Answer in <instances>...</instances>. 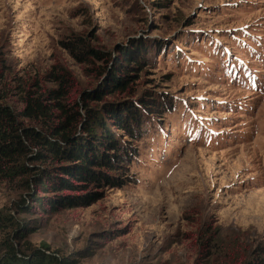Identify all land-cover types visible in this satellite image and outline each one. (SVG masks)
<instances>
[{
    "label": "rangeland",
    "instance_id": "obj_1",
    "mask_svg": "<svg viewBox=\"0 0 264 264\" xmlns=\"http://www.w3.org/2000/svg\"><path fill=\"white\" fill-rule=\"evenodd\" d=\"M77 38L110 54L142 45L139 120L113 128L119 183L87 206L23 213L31 186L0 179V214L17 221L0 259L12 245L74 264H243L259 249L264 264V0H0L3 103L21 109L35 79L54 87L57 65L95 87Z\"/></svg>",
    "mask_w": 264,
    "mask_h": 264
},
{
    "label": "trees",
    "instance_id": "obj_2",
    "mask_svg": "<svg viewBox=\"0 0 264 264\" xmlns=\"http://www.w3.org/2000/svg\"><path fill=\"white\" fill-rule=\"evenodd\" d=\"M76 40L82 43L79 58L89 64L83 72L94 76L95 87L79 89L75 75L57 65L49 72L56 85L44 87L35 79L29 84L34 89H24V105L19 110L3 103L5 95L0 93V179H19L32 190L28 194L31 203L18 202L19 212H31L34 202L47 212L87 206L98 198L93 188L119 183L110 174L123 156L113 128L132 132L130 122L139 120L129 99L136 95L137 73L144 67L142 45L110 54L84 45L81 38ZM95 60L102 64L96 65ZM145 99L139 100L145 104ZM32 161L46 166L29 165ZM10 224H17L13 216L0 214V230ZM8 252L0 264L75 263L39 249L18 254L8 245ZM253 252L256 257L243 264H260L257 259L263 252Z\"/></svg>",
    "mask_w": 264,
    "mask_h": 264
}]
</instances>
